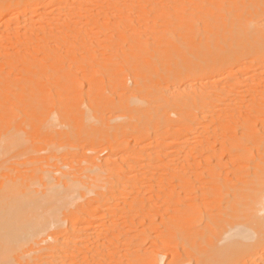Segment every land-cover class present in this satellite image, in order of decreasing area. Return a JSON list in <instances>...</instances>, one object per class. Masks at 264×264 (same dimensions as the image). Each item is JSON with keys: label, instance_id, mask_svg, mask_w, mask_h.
Instances as JSON below:
<instances>
[{"label": "rangeland", "instance_id": "obj_1", "mask_svg": "<svg viewBox=\"0 0 264 264\" xmlns=\"http://www.w3.org/2000/svg\"><path fill=\"white\" fill-rule=\"evenodd\" d=\"M4 1L13 6L7 12L4 10L9 5L0 7V60L5 58L1 54L14 60L26 57L41 59V63L29 65L25 73H18L19 69L23 68L19 63L18 67H4V72L11 73L12 78L5 86L0 82V89L5 91L6 87H10L12 101H16L21 95H29L30 99L35 100V106L28 108L9 112L0 109V125L6 121L12 126H18L22 129L26 142L24 149L10 155L8 164L17 166L19 173L33 172L34 169L45 167L56 169L55 172L61 175L58 166L65 167L67 171H76L87 165L91 158H96L103 164L108 160L105 176H119V166H124L133 181L143 182L135 189L138 194L142 192L141 201L135 202V205L143 207V201H146L148 206L145 209L138 208L139 210L122 207L115 212L114 217L128 224L122 233V247L125 249L122 255L127 252L129 246H133L132 250L136 251L132 254L134 257L124 255V262L121 264H137L136 255L140 241L137 236L140 232H147L150 237H156L167 229L166 226L173 227L175 235L171 236L170 240H160L161 242L156 244L152 240L147 241L141 252L149 250L170 255L171 251H179L185 258H188L189 250H195L192 251L193 255L201 254V250L210 245V240L214 238V241H217L218 236L216 238L215 232L211 231L205 238H199L200 241L205 240V243H199V239L194 238L193 242L187 245L189 242L186 243L185 237L181 233L179 236L178 233L183 231L189 235L195 234L196 227H204L203 217L206 210L215 211L222 202L224 205L234 202L232 183L236 185L239 182L240 186L237 185L240 189L241 185L245 184L241 178L245 177L246 179H243L246 182L248 176L249 180L260 179V174L261 178L264 177V170L261 168L264 166V125L261 124V120L264 123V88L259 84L264 75L256 76V73L260 72L256 67L246 68L249 62L244 58L231 66H215L210 74L204 76L186 80L182 77L176 79L174 75L181 73L183 65L194 67L193 64L203 60L213 65L224 58V55L234 51L236 45L231 44L234 41L232 38L235 36L236 39L237 28L241 27L243 21L229 17L231 13H222L220 16L216 13H155V7H172V3L168 2L171 0H155L156 3L154 0ZM41 1L48 4L44 7ZM217 1L218 5L223 3ZM214 2L216 3L215 0ZM62 3L64 8L54 21L56 15L50 11ZM240 39L241 37H238L237 41ZM38 65L42 69L41 76L34 79L35 81L27 79L31 77L30 74L39 70ZM16 77L22 80L16 83ZM27 85L36 86L35 89L38 90H28ZM21 86L26 89L17 91ZM204 89L218 97V108L223 109L221 113L226 119H238L241 113L246 111L243 115H250L251 118L246 115L245 117L251 119H248L254 128V131H251L258 132L254 135L250 131V135L246 136L243 134V125L238 123L239 127L242 125L238 128V133L242 132L243 138L248 139V142L243 139L248 145L243 142L247 150L243 153L242 148L241 151L238 149L233 157L234 161H230L228 155L222 154L224 142L229 146L234 144L229 142H236L232 137L234 132L226 129L227 133L223 135L224 132L218 129L215 113L205 114L208 109L203 108L200 102L186 109L185 113L179 111L180 104L191 102L189 95L192 94L193 99L197 100V95ZM3 94L0 95V103L7 97L5 92ZM253 95H257L262 102L259 99L256 106L249 104ZM245 96L249 99L243 103ZM194 114L196 117L191 120ZM172 118L177 120L173 127L170 126ZM186 128L190 133L184 131ZM238 133L237 136L240 137L241 134ZM214 134L220 135L216 149L204 150L199 155L194 150L198 145L197 141L203 139V136ZM240 138L242 139V136ZM184 143H187L186 147L183 146ZM258 148H261L262 152ZM247 151L253 153L248 155ZM187 154L197 157L202 170L208 166V158L214 163L222 158L221 179L226 182L223 193L225 194V190L230 195L218 193L208 197L202 202L205 211L202 209V212L189 213L181 220L177 210L183 207L187 198L185 192L178 190L177 193L180 194L175 197L152 196L153 191L170 193L179 186V174L185 166L179 157ZM245 156L243 160L250 157L254 159L255 156L258 160L254 159L255 163L251 158L250 161L246 160L247 162L239 159ZM136 161H140L139 164ZM66 164L68 165L65 166ZM242 167L244 168L241 169ZM257 168L262 170L263 174ZM247 170L252 174H248ZM212 174L209 178H213ZM226 176L232 180L224 178ZM260 180L263 182L264 178ZM262 182L260 184L264 183ZM260 184L259 188L262 186ZM261 190L255 191L259 195ZM255 191L252 190V193ZM256 193L254 195H257ZM138 194L128 200H136ZM223 195L224 201L219 199L220 201L216 202L218 198H223ZM155 208L168 211V215L153 220L151 215L154 214ZM263 210L264 208L258 210L261 213H254V217L250 216L251 219L245 216L249 222L260 220L264 215ZM241 212V215L245 213L242 210ZM202 213L203 215H200ZM238 214L236 213L235 218L240 216ZM258 215L262 216L256 218ZM169 217L171 219H168ZM243 217L239 219L242 221ZM110 219L114 220L111 217L99 218L104 221ZM236 219L235 221H238V218ZM242 222L249 224L246 220V223ZM184 224L187 228L182 229ZM96 227L98 233H101L104 225L98 224ZM212 234H215V237ZM125 238H133L135 242L131 244ZM147 261L144 264H149Z\"/></svg>", "mask_w": 264, "mask_h": 264}, {"label": "bare ground", "instance_id": "obj_2", "mask_svg": "<svg viewBox=\"0 0 264 264\" xmlns=\"http://www.w3.org/2000/svg\"><path fill=\"white\" fill-rule=\"evenodd\" d=\"M213 1L214 0H171L168 2L172 3V7H169L170 4L169 6L167 5L169 8L166 7L165 9L161 6L159 8L155 7V13H216L219 16L223 15L222 13H231V15L228 14L229 17H236L243 21L241 27L237 28L236 39L234 38L235 36H232V40L234 41H232L231 44L235 43L236 45L234 51L232 50L230 53L224 55V58L219 59L218 62L213 65H210V62L206 60L193 64L195 65L194 67L191 65H183L181 73L175 74L174 78L178 79L182 77V79L187 80L195 76L208 75L215 66H231L243 58L247 59L249 62L246 68L251 69L256 67L258 71L260 70V72L256 73V76L264 75V0H220L223 2L220 5L217 4V0H215L216 3L214 2L217 5H215ZM207 3H213V5ZM41 4L45 7L48 3L43 2ZM27 5L28 4H26V6ZM1 6H8L7 9H3L7 12L9 8H12L13 4L10 5L4 0H0V7ZM63 8L64 3L54 6L51 9L50 12L56 15L54 21L58 18L57 15L61 13ZM238 37L242 39H240L239 42L237 41ZM1 55L5 57L4 60H0V82H3L4 86L12 78L11 73L4 72L5 66L10 65L11 67H18L17 63H19L23 65V68L19 69V71L16 69V71H18V73H25L29 69V65L41 63V59L38 58L28 59L26 57L14 60L8 58L7 55ZM44 57L46 56L44 55ZM41 73L42 69L39 67V70L30 74L29 76L31 77L27 79H37L41 76ZM21 80V78L16 77L15 82L18 83ZM259 84H262L264 88V77L261 78ZM27 88L28 90H38L35 89L36 86L32 87L27 85ZM25 89L26 87L21 86L17 91L21 92ZM3 92L7 94V97L5 96L4 100L0 103V109L2 110L9 112V110L35 106V100L30 99L29 95L18 96L16 101H12L10 98V87H6L5 91L0 89V95H4ZM252 92H254V89ZM189 98L192 99L191 102L183 103L178 106L181 113H185L186 109L200 102L203 108L208 109L205 114H216L215 120L218 129L224 132L223 135H226V129H228V131L231 129L230 132H234V135H231L235 138L236 142H229L231 144L234 143L232 146L224 142L222 144L224 150L222 153L223 155H228L230 161H234L233 157L238 149L241 151L240 148H242L244 150L243 153L246 152L247 149L243 143L246 138H243V134L246 136L248 134L249 136L250 131L254 129L252 127L253 125L251 126V121L248 120L251 118L250 115L247 116V113V115H243L246 111L242 112L238 119L234 118L236 121H233L234 119H226L225 116L222 115L221 111H223V109L218 108V97L211 93H207L205 89L202 93L197 95V100L193 99L192 94L189 95ZM248 99L249 98L245 96L242 102L244 103V101H248ZM259 99L257 95H253L249 104H255L256 106ZM242 107L245 108V106ZM259 107L261 106L259 105ZM235 109L236 108H234V110ZM252 111L253 110H251V112ZM245 115L250 118L245 117ZM261 115H263V113H261ZM192 116L191 120H194L196 115L194 114ZM234 116L236 117L235 114ZM261 122V124L264 125L262 120ZM175 123H177V120L172 118L170 126L173 127ZM238 123H241L245 129L243 134H241L242 132L238 133V128L242 126L239 124V127ZM256 124L257 123H255V125ZM184 131L190 133L188 128ZM237 133L238 135L241 134L240 137L242 136V139L237 136ZM252 133L254 135L256 133L258 134V132ZM253 134L252 136H254ZM262 138H264V131ZM219 142V134L203 136V139L197 141L198 145L195 146L194 150L199 153V155H201V152L204 150L214 151ZM247 142L245 143L248 145ZM186 145L187 143L183 144L184 147H186ZM25 146L26 142L22 129L18 128L16 125L12 126L6 121L5 124L0 125V264H121L124 262V255H129V257L132 254L134 255L136 251H133L134 249L132 250L133 246L127 247V252L122 255V251L125 250L122 247V233L128 224L119 221L114 216H116L115 212L122 207L139 210L138 208L145 209L148 206L146 201H143V207L135 205V202L141 201L140 194H142V192L138 194L135 189L143 182L133 181V178L128 176L129 172L124 169V166H119V176L115 174H112L110 177L105 176V165L106 162L108 163V160H105L103 164L97 161L96 158H91L87 165L78 168L76 171H67L65 167L58 166L61 175L55 172L56 169L45 167L34 169L33 172L19 173V171L16 170L17 166H10L8 161L10 155L15 151L24 149ZM259 150L262 152L261 148ZM249 153L250 151L248 155ZM255 157L254 159L256 160L257 156ZM245 158L246 156L239 159L243 160ZM250 158L246 160L250 161L253 159ZM179 159L183 160L182 162L185 164L183 170L180 171L179 174V186L170 193L165 191L161 194L160 192L153 191L154 196L152 197L165 195L175 197L176 194H180V192L177 193L178 190L185 192L187 198L183 207L177 210L179 214L178 217L183 220L189 213L202 212V202L215 194L218 195V193H220L221 195L226 182L221 179L223 174V167L221 166L222 158H220L217 163H214L211 158H208V166L203 170L202 167H200V163H198L197 157L193 154H187L179 157ZM246 160L243 161L247 162ZM255 160L254 162L256 163ZM139 162L140 161H136L137 164H139ZM67 165L68 164L65 166ZM253 167H251V169H253ZM243 168L244 167L241 169ZM261 168L264 170V166H261ZM188 170H190V175L187 173ZM257 170L260 169L257 168ZM262 170L259 172L262 173ZM249 173L250 171L248 174ZM211 174L213 178H209ZM251 174L252 172L250 175ZM248 177L246 182H244L243 179L245 177H240L242 179L241 181L245 183L241 185L242 187L240 189L238 188L239 182L237 183L238 185L232 183L234 185H232L234 195L231 196L232 199L235 200L231 202L233 204L225 202L226 205H224L221 201L222 203L220 206L217 205L219 208L215 206L217 209L215 211H205V208L203 209L205 211L203 217L205 218L204 227L200 229L196 227L197 229L195 234H192L193 236L183 231H178V235L181 233L183 237H185L186 243L189 242L187 245L193 242L192 239L194 238H205L208 233L211 234V231L215 232L216 235L212 234V236L215 235L216 238L218 236V240L214 241L215 239L213 238V240H210V245H208L209 243L207 242L208 244H206L209 247L206 246L207 248H204L205 250H201V254L199 253L200 255H193L194 252L192 253V251L195 250H189L190 256L188 255V258H185L183 254H179V251H177L178 253H176V251H174V253L171 251L170 255L165 252L160 253L149 250L141 252L147 241L152 240L154 244L160 243L161 241L167 242V240H170L171 236L173 237L175 235L173 233L175 229L166 226L167 229L156 237H150V234L148 235L147 232H140L138 236L136 235L140 240L138 243L139 251H137L136 255L138 256L137 264H144L146 260H148L147 263L149 264H264V215H261L262 218H260V220L257 219L258 222L256 219L254 220L255 222H249L250 220H247L248 217L246 218V216H249L251 219L250 216L254 217V215L259 213L258 210L264 208V206L261 207V204H264V181L262 182L260 180L264 177L261 178L260 174L258 175L260 179H250L252 181H250V177ZM224 178L227 179L229 177L226 176ZM228 180L231 181L232 178ZM238 181H240V179ZM260 181L263 184H260ZM198 183L200 184L198 185ZM259 184L260 186L262 185L263 188L262 186L259 188ZM259 189L261 190V194L258 195L256 191L258 192ZM252 190H256L254 193L257 195H254ZM224 192L230 195V193H227L228 191L226 192L224 190ZM134 194H138V198L136 200L134 199L132 202L129 201L128 199L133 197ZM224 195L223 198H218L216 202H219L221 199L223 200L225 198ZM227 197L226 195V198ZM228 199H230V197ZM258 203H261V206ZM123 204H126V206H122ZM239 206L243 209H240ZM155 209L154 214L151 215L153 220H155L156 217L162 216L165 218V216L168 215V211L164 212L158 210V208ZM241 210L245 212L243 215H241ZM236 213L240 215L236 217L239 222L235 221L237 220L235 218ZM200 215H203V213ZM101 216L106 217V219L111 217L114 218V220H99ZM241 216H244L242 221L245 222L246 220L249 224L246 222V224H244L239 219ZM261 216L258 215L255 217L258 218ZM168 219L171 218L169 217ZM98 224L104 225L101 233L97 231L96 226ZM179 228H177V230ZM181 228L185 229L187 226L184 224ZM125 240H128L131 244L135 242L133 238H125ZM199 241L200 239L198 242ZM205 242L206 241L204 240L203 242L202 239L199 243L203 244ZM184 245L186 248L185 243Z\"/></svg>", "mask_w": 264, "mask_h": 264}]
</instances>
